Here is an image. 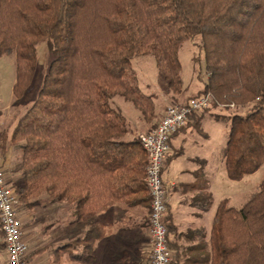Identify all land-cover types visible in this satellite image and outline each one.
I'll return each instance as SVG.
<instances>
[{
	"label": "trees",
	"instance_id": "1",
	"mask_svg": "<svg viewBox=\"0 0 264 264\" xmlns=\"http://www.w3.org/2000/svg\"><path fill=\"white\" fill-rule=\"evenodd\" d=\"M191 40L199 41L201 66L195 97L209 95L213 108L251 105L222 119L227 177L241 181L264 165V0H0V58L15 56L18 101L32 89L38 47L46 44L51 56L35 100L3 146L20 153L8 181L19 204L67 202L77 219L90 221L135 169L144 172L138 187L151 202L148 155L139 137L124 140L132 128L112 100L131 102L152 124L155 98L141 89L132 61L153 56L169 91L180 95V50ZM98 236L93 223L79 240L85 263ZM1 237L0 224V252ZM203 249L200 264H264V179L242 208L219 204L210 249Z\"/></svg>",
	"mask_w": 264,
	"mask_h": 264
},
{
	"label": "crops",
	"instance_id": "2",
	"mask_svg": "<svg viewBox=\"0 0 264 264\" xmlns=\"http://www.w3.org/2000/svg\"><path fill=\"white\" fill-rule=\"evenodd\" d=\"M201 89L202 86L197 92ZM197 92L177 104L183 105ZM170 101L174 102L172 98ZM166 108L156 109L159 117L164 115ZM206 111L191 117L186 126L172 135L163 170L164 183L172 184L168 188L165 223L169 229L172 259H179L175 264H200L201 247L210 249L212 224L219 204L228 201L231 206V197L225 187L230 186L232 180L227 177L223 154L229 124L222 120L225 114ZM134 115L135 126L124 137L129 142L138 140L143 131L142 124L146 123L141 114ZM219 124H224V128L217 130ZM151 129L144 131L148 133ZM215 134L218 139H215ZM131 173L133 177L121 181L119 189L114 190V196L105 202L92 220L77 219L72 205L67 202L63 203V211H58V219L54 212L53 226H49V236H54L52 256L49 258L53 257V264H59L62 256L65 264H150L151 202L145 201V193L138 187L140 179L144 180V172L135 169ZM259 188L260 185L255 188L256 193ZM56 204L49 201V208H55ZM93 223L99 236L94 243L91 260L85 263L81 256L85 250L67 245L75 238H83ZM25 240L29 248L26 235Z\"/></svg>",
	"mask_w": 264,
	"mask_h": 264
},
{
	"label": "rangeland",
	"instance_id": "3",
	"mask_svg": "<svg viewBox=\"0 0 264 264\" xmlns=\"http://www.w3.org/2000/svg\"><path fill=\"white\" fill-rule=\"evenodd\" d=\"M198 43V40L187 41L183 44L180 50V61L182 64L181 76L184 82V91L180 95L174 96V94L169 91L167 82L165 81L162 74L158 71L153 56H139L133 59L132 65L137 72L140 87L146 94L155 98L156 109H160L163 106L169 107L171 105H175L173 102L169 103L172 97H175L178 102H185L186 100L183 101V99H187L189 95L195 94L202 86L200 79L201 66L198 62L200 55L199 47L197 45ZM50 59L51 56L48 52L46 44H41L38 47L39 69L33 82L32 89L26 97L18 101L13 94V87L15 85L16 79L15 56L6 55L0 58V155L6 170L8 181L15 180L16 176L11 174L10 170L18 161L20 153L19 150L14 146H12V148L7 147L6 150L3 149V146L10 143L9 138L11 132L19 121L20 117L35 100L37 91L40 88L41 78L46 72ZM202 72L201 78L205 79L204 70H202ZM197 94L193 97L197 96ZM112 105L119 109L126 116L131 128L135 126L133 120L135 116L134 113L139 112L131 102L126 101L123 98L116 97L112 100ZM250 108L251 105H234L229 106V108H213L210 106L205 109L204 112H207L206 110L209 109L211 111L215 110L216 113L229 116L234 113H246ZM161 118L162 117L160 116L158 119L154 120L152 123L154 124V127H152V124H144L142 122V125H144L141 127L143 128L142 133H147V128L151 127L154 129L160 122ZM223 125L224 124L217 125V130L224 128ZM215 139H218L217 135L215 136ZM263 179L264 165L258 172L252 175L251 178H248L244 181H232L230 186H226V191L231 197V207H235L237 209L242 208L256 194L255 188L261 184ZM63 203L64 202L57 203L55 208H49V206H46L34 209L25 208L23 205L18 204V215L21 220H23L24 233L30 244L28 255L29 264H53V257L52 259L49 258L52 256L54 236H49V226H53L54 220L52 221V218L55 211L57 219L60 216V212L58 211H63ZM59 232L63 233V230H59ZM79 240L80 238H75L72 240V243H74L77 248L84 249L85 244L79 242ZM62 258L63 256L61 257L59 264H65V261H63ZM0 264H8L5 251L0 252Z\"/></svg>",
	"mask_w": 264,
	"mask_h": 264
},
{
	"label": "built area",
	"instance_id": "4",
	"mask_svg": "<svg viewBox=\"0 0 264 264\" xmlns=\"http://www.w3.org/2000/svg\"><path fill=\"white\" fill-rule=\"evenodd\" d=\"M206 78V77H205ZM209 95L190 99L183 105L167 107L158 125L148 133L139 135L148 155L146 184L151 199L149 235L152 244L150 264H171L172 252L165 223L168 204V188L163 181V170L170 152V139L187 125L193 113L202 112L211 106ZM234 106V105H231ZM18 199L8 184L6 170L0 155V224L2 242L8 264H29V248L25 240L23 222L18 215Z\"/></svg>",
	"mask_w": 264,
	"mask_h": 264
}]
</instances>
